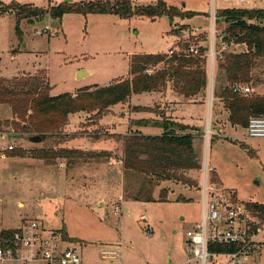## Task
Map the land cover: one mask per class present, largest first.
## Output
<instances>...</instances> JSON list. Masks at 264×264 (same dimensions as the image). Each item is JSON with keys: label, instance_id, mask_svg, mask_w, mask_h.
I'll return each instance as SVG.
<instances>
[{"label": "rangeland", "instance_id": "obj_1", "mask_svg": "<svg viewBox=\"0 0 264 264\" xmlns=\"http://www.w3.org/2000/svg\"><path fill=\"white\" fill-rule=\"evenodd\" d=\"M89 1L97 0H10L0 3L4 9L0 16V79H6L10 86L17 88L38 87L44 83L49 85L51 95L70 93L74 96L86 88L93 90L124 79L132 83L131 54L169 53L170 48L182 49V42L186 40L192 45L208 46L212 33L216 30L218 40L226 26L220 20L214 25L215 30L211 29L212 20L207 17L213 9L244 4L264 7V0L246 3L241 0H180L204 13V17L193 21L195 26L203 27V31L194 35L189 31L190 26L183 28L182 24L176 25V34L172 33L175 24L167 15L124 18L113 13L72 11L60 19H52L48 13L37 15L32 11L35 8L49 10L60 3L78 6ZM132 1L147 5L158 0ZM23 4L29 9L21 7ZM199 34H206L207 39L199 40ZM232 49L241 50L236 45ZM208 53V107L203 112L205 123L197 133L196 142L201 167L185 173L181 171L177 174L181 179L163 182L156 189V200L153 201L132 198L139 189L142 176L124 169L123 161L119 165L117 160H122L125 144L119 137L145 132L143 126L130 121L145 118L146 111L159 112L158 102H164L165 108L175 104L166 101L161 92L153 96L146 92L133 93L132 98L138 100L131 101L130 97L126 101H117L99 113L90 108L73 111L62 128L46 133L41 142L28 139L29 135L38 133H24L7 124L13 117L12 107L0 104V230L19 229L30 220H38L45 229L60 233L65 228L72 238L67 241L82 246L83 264H173L185 257L187 230L201 221L207 163L216 166L220 175L219 181L217 173L210 171L209 179L213 185L221 182L223 186L220 187L232 192L237 190L242 202L264 201V138L243 136L238 140L212 141V96L225 81L218 75L219 84L215 85V91L212 90L213 67ZM218 62L215 61L216 66ZM162 66L159 64L151 69ZM263 66L264 60L253 73V82L247 83L253 87L259 75L263 81L255 85L257 93H264ZM80 70L87 74L77 78ZM254 91L250 95L255 94ZM216 103L215 99L213 104ZM148 119L151 120L149 125H154L157 120ZM158 120H162L160 115ZM149 129L158 132L157 126H149ZM236 134H246V130L238 127ZM10 144L15 148L8 149ZM54 147L108 156L93 158L74 154L69 163L36 158L35 152ZM162 187L168 188L167 200H158ZM120 197L123 199L122 210L116 213L115 205ZM125 207L129 209L125 210ZM142 215H145L144 220ZM259 258L264 263V246Z\"/></svg>", "mask_w": 264, "mask_h": 264}, {"label": "trees", "instance_id": "obj_2", "mask_svg": "<svg viewBox=\"0 0 264 264\" xmlns=\"http://www.w3.org/2000/svg\"><path fill=\"white\" fill-rule=\"evenodd\" d=\"M27 8L24 4L21 6ZM4 9L0 6V16ZM31 11V10H30ZM35 14H50L52 19H60L67 12L113 13L124 18L134 15L150 18L167 15L171 23L175 17H192L200 12L187 10L176 5L168 4L165 0H158L154 4L138 5L132 0H97L89 1L78 6L57 4L51 8H35ZM216 23L220 20L226 24L222 29V39L229 46L241 44L246 48L243 51L224 50L219 59L217 68L219 78L225 81L216 91V96L224 101L229 111V121L233 125L247 127L252 116L264 115V95H240L233 91L235 83L253 82V70L260 60H264V7H226L215 12ZM182 27H188L183 24ZM176 27L171 29L175 32ZM199 40H206V34H199ZM183 48L178 52L134 53L129 62V71L133 82L124 79L105 87L86 90L76 96L70 93L51 95L48 84L36 87L17 88L10 86L6 79H0V104H9L12 107L13 117L7 121L16 130L24 133L36 132L46 138V133L62 128L69 114L80 109H97L98 113L106 110L117 101H126L133 93L161 92L166 95L171 90L179 98L188 102L206 101L208 86L207 46L198 45V53L189 52V40L182 42ZM163 66L153 72L147 69ZM175 102V101H174ZM136 110L142 107H134ZM144 109H147L145 107ZM162 120L154 121V126H160L161 134H145L140 131L132 134H123L124 140L123 166L124 169L139 173L142 181L137 193L132 197L135 200L153 201L156 189L163 182L181 179L178 173L201 167L200 157L195 151L193 141L195 134L191 131L193 125L175 120L167 115L164 107L157 108ZM103 113L101 114V116ZM100 116V117H101ZM148 118L132 120L134 125L146 126L151 124ZM131 131V129H130ZM129 131V132H130ZM54 135V134H51ZM50 135V136H51ZM115 135H122L115 133ZM114 137V136H113ZM213 141V138H212ZM74 154L90 157H104L108 154L84 153L76 149L47 148L35 152L36 158L45 160H63L69 163ZM182 173V174H183ZM181 174V173H180ZM168 188L159 190L158 200H167ZM247 207L264 217V202H246ZM19 229L0 230V242L14 239ZM65 239H69L64 228L61 232ZM211 251H233L235 245L211 244Z\"/></svg>", "mask_w": 264, "mask_h": 264}, {"label": "built area", "instance_id": "obj_3", "mask_svg": "<svg viewBox=\"0 0 264 264\" xmlns=\"http://www.w3.org/2000/svg\"><path fill=\"white\" fill-rule=\"evenodd\" d=\"M10 0H0L7 3ZM248 2L249 0H241ZM214 14L211 29H214ZM191 31V30H190ZM200 31L195 28L191 34ZM218 41V43H217ZM229 47L222 36L219 40L215 33L210 37L207 52L215 61L223 57L222 52ZM181 50V49H180ZM171 48L169 53L180 51ZM189 52L198 53V45L189 46ZM207 54V53H206ZM154 69H147L151 73ZM212 72V70H211ZM233 91L240 95H247L251 87L244 83H235ZM210 125V124H209ZM247 136L250 138H264V115L252 116L247 125ZM208 137L211 129L208 126ZM5 137V136H3ZM8 149H14L10 144ZM215 169L207 163L204 170L202 218L193 228L187 230L184 259L173 264H250L255 251L264 246V217L251 211L246 202H242L234 192L228 191L219 184L213 185L209 173ZM120 197L115 205V212L122 210ZM145 219V215L141 216ZM211 244H228L237 246L233 251H211ZM83 264L82 246L70 243L62 233L47 230L38 220H30L14 239L0 242V264ZM171 263L173 260L170 261Z\"/></svg>", "mask_w": 264, "mask_h": 264}, {"label": "crops", "instance_id": "obj_4", "mask_svg": "<svg viewBox=\"0 0 264 264\" xmlns=\"http://www.w3.org/2000/svg\"><path fill=\"white\" fill-rule=\"evenodd\" d=\"M181 2L182 1H180V0H178V1L174 0L173 3H169V2H167V3L171 4V5H176V6L180 7V8H184V9H187V10L188 9L189 10H194L191 5H189V4L187 5V3H183V2L181 3ZM244 3H246V2H244ZM233 7H251L252 8V7H258V6H248L247 4H244V5H237V6H233ZM220 8H222V7H220ZM223 8H226V7H223ZM217 9H219V8H217ZM217 9H213L210 12L209 16L207 14V16H208L207 18H210L212 20V15H213L214 12H216ZM194 11H196V10H194ZM201 17H204V13H202V12H200L199 15H195V16H192V17H185V18L175 17L173 23L175 24L174 25L175 27H176L177 24H182V25L183 24H188V28L190 26V28H191L190 30L191 31L193 29H195V28H199L200 31H203L201 29L203 27H197V26H195V23L193 22L194 19L201 18ZM214 17H215V14H214ZM214 20H215L214 24H216V17H215ZM204 29H206V28H204ZM221 33L222 32H220L219 35H218V40L221 38ZM178 38L180 39L179 35H178ZM234 45L238 46L241 49L240 51H243L246 48L244 45H241V44H239V45L233 44V45L229 46L228 49L233 50L232 48H233ZM174 48H176V47H174ZM170 49H168V50H170ZM140 53H153V52H140ZM133 54H131V56ZM131 56H130V58H131ZM129 61H130V59H129ZM261 61L262 60H260L258 62V64ZM258 64L254 68L253 73H255V71H256V69L258 67ZM214 66L215 67H213V70H212V76H213V81H212V87L213 88H212V90L213 91H215V85L219 84L218 80H217V76L219 75V69L217 68L216 65H214ZM263 71H264V66H263ZM261 75L264 77V72L261 73ZM259 77L260 76L258 75V77L256 78V82L254 83L255 85L258 84V82L263 81ZM255 85H253V87L249 85L251 87V92L254 91ZM207 90H208V88H207ZM157 93L158 92H155V93L154 92L153 93L146 92L145 94H147L149 96L150 95H152V96L153 95H159ZM250 93L247 94V95H250ZM135 94H142V93H135ZM212 94H213V92H212ZM247 95H244V96H247ZM255 95H264V93L255 92ZM156 97H158V96H156ZM162 97L165 98L166 101H169V102L172 101L175 104H172V106H170L169 108H165V105H163L164 102H158L157 103L158 108H160L161 106L164 107V110H165L167 115H171L172 117L175 116V117H173L175 120H179V121L184 122L186 124L193 125V126H195V128H197V129H194V130H191V131L195 134L194 141H193V145H194L195 151L197 152V154L198 153L200 154V151L197 150V146H196V142H197V140L199 138L197 133L200 132V129L202 130V128L204 127V123L205 122H204V119H203V117H204V113L203 112H205L207 110V107H208L207 100L203 101V102L202 101L188 102V101L184 100L183 98H181V97L179 98L178 96H176L171 90H168L166 95L162 94ZM162 97H160V98H162ZM133 99L138 100L136 97L132 98V96H131V98L129 100L132 101ZM215 99L217 100L218 105H217V103H216V105L213 104V101H215ZM223 103H224V101L220 97H217L216 95L213 94V96H212V106H211L212 107L211 108L212 109V123L214 122V125H213V127H214L213 140L217 141V140H220V139H227V138L228 139L235 138V140H238L237 138L243 137V136H244V138L253 139V138H250V137L247 136V130H246L247 127L240 126V125H233L229 121V111H228V109L225 106L222 105ZM145 105H147V104H145ZM147 106H149V105H147ZM139 112H143V111H139ZM134 113H137V112H134ZM146 113H147V115H145V118H152V119H157V120L159 118V113L158 112L146 111ZM199 113H202V114L199 115ZM149 126H154V125L143 126L144 129H145V132H143V133H145V134H153V135L162 133L161 127L157 126L158 132L153 133V132L149 131L150 130ZM238 127H243L246 130V134L237 136L236 133H237V128ZM3 136H5V135H3ZM199 141H200V139H199ZM199 156H201V154ZM121 161H122L121 159H118L117 160V164L121 165ZM213 168L215 169V172L217 173V177H218V179L220 181V175H219L217 167L213 165ZM191 170H195V169H191ZM219 183H220V185H222L221 182H219ZM122 189H123V187H122ZM234 195L240 200L237 190L234 191ZM249 201L260 202V203L264 202V201H257V200H248L246 202H249ZM128 209H129L128 207H125V210H128ZM71 239L72 238L69 237V240H71ZM262 248L254 252V254L252 255L250 264H264V263H262V261L260 259L261 256L259 258V254H261ZM171 260L172 259L169 258V262Z\"/></svg>", "mask_w": 264, "mask_h": 264}, {"label": "water", "instance_id": "obj_5", "mask_svg": "<svg viewBox=\"0 0 264 264\" xmlns=\"http://www.w3.org/2000/svg\"><path fill=\"white\" fill-rule=\"evenodd\" d=\"M87 74V71L80 70L78 72L77 78H81ZM28 139L32 142H41L43 140L42 136L39 134H31L28 136Z\"/></svg>", "mask_w": 264, "mask_h": 264}]
</instances>
